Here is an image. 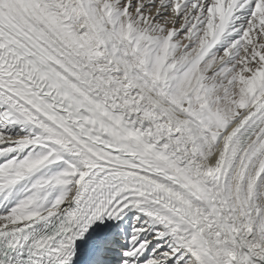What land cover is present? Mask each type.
<instances>
[{"label":"snow or ice","instance_id":"1","mask_svg":"<svg viewBox=\"0 0 264 264\" xmlns=\"http://www.w3.org/2000/svg\"><path fill=\"white\" fill-rule=\"evenodd\" d=\"M0 264H264V0H0Z\"/></svg>","mask_w":264,"mask_h":264}]
</instances>
